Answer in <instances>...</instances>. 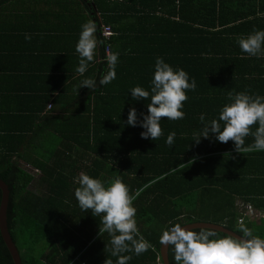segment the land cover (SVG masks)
Here are the masks:
<instances>
[{"label": "trees", "instance_id": "1", "mask_svg": "<svg viewBox=\"0 0 264 264\" xmlns=\"http://www.w3.org/2000/svg\"><path fill=\"white\" fill-rule=\"evenodd\" d=\"M83 2L92 7L100 54L84 76L76 70L71 75H80L77 82L96 79V89L84 88L68 99L69 107H61L67 116H35L29 133L0 135V179L10 189L8 227L22 263L104 264L110 258L115 264L110 237L99 236L100 217L82 211L74 195L81 172L106 184L118 177L130 194L139 192L133 202L137 227L153 247L139 256L124 253L132 256L127 264H165L159 238L176 223H212L242 236L237 200L264 209V151L238 153L234 142L221 143L215 134L197 144L194 133L203 126L201 114L204 123L218 119L231 103L229 92L264 96V57H249L237 42L254 29L264 30V0ZM103 27L112 30L111 39L101 33ZM109 53H119L116 78L100 86ZM157 57L185 70L197 87L186 91L185 117L162 119L163 134L152 140L141 137L145 129L139 123L126 122L130 108L137 110L138 121L148 114L150 101L133 100L130 90L150 91ZM253 139L246 137L245 146ZM36 181L44 194L31 190ZM1 201L0 190V206ZM244 224L264 239V220ZM216 232L210 239L228 236ZM169 261L176 264L171 246ZM0 264H14L1 231Z\"/></svg>", "mask_w": 264, "mask_h": 264}, {"label": "clouds", "instance_id": "2", "mask_svg": "<svg viewBox=\"0 0 264 264\" xmlns=\"http://www.w3.org/2000/svg\"><path fill=\"white\" fill-rule=\"evenodd\" d=\"M96 31V24L92 20L81 26L76 44L79 55L76 71L81 76L87 72L89 63L94 61L98 44ZM31 38V34L25 33L26 40L30 41ZM237 42L241 51L249 57H264V30L254 29L246 37L238 38ZM118 57L119 53L106 56L108 70L100 78V86H106L116 78ZM96 87V79L84 78L80 80L77 91L81 88L94 91ZM196 87L195 79L189 82L185 70H174L163 58L157 57L150 91L140 86L130 90L133 100L150 101L147 104L148 114L143 115L142 121H138L137 110L130 108L126 123L133 127L139 123L145 129L141 132L144 139H159L163 134L160 121L164 118L171 121L183 119L185 113L181 109L188 100L186 91H194ZM227 98L231 103L222 107L218 119L204 123L205 116L200 115L203 126L199 132L194 133V141L198 144L201 137L207 139L215 134V139L221 143L234 142L238 153L264 151V96L249 95L244 91L229 92ZM257 124L258 127L252 131V127ZM175 135V132L168 135L166 143L169 146L174 144ZM249 135L254 138L253 143L245 146V138ZM78 184L74 192L78 205L82 211L91 210L93 216L100 217L99 236L107 233L110 237L108 250L112 257L117 258L115 264H127L132 259L131 255L124 253L139 256L153 247L137 227L133 202L139 192L130 194L128 187L118 177L106 184L83 172L79 174ZM237 230L242 236L210 239L217 236L215 230L202 229L196 232L176 223L163 231L159 242L162 246H171L176 264H264V239L253 235V231L243 221L238 222ZM104 264L114 262L107 258Z\"/></svg>", "mask_w": 264, "mask_h": 264}, {"label": "crops", "instance_id": "3", "mask_svg": "<svg viewBox=\"0 0 264 264\" xmlns=\"http://www.w3.org/2000/svg\"><path fill=\"white\" fill-rule=\"evenodd\" d=\"M91 8L83 0H5L0 4V135L29 133L35 116H67L61 107H69L67 100L84 90L77 91L80 75L71 74L79 62L76 44L81 26L88 20L96 24ZM25 33L31 34L30 41ZM95 35V56H99L98 29ZM49 105L54 106L50 112ZM247 204L255 215L246 221L261 224L264 209L253 201L237 200L240 211H246Z\"/></svg>", "mask_w": 264, "mask_h": 264}, {"label": "water", "instance_id": "4", "mask_svg": "<svg viewBox=\"0 0 264 264\" xmlns=\"http://www.w3.org/2000/svg\"><path fill=\"white\" fill-rule=\"evenodd\" d=\"M0 190L2 191V201L0 206V231L1 235L4 239V242L13 258L14 264H23L22 259L20 256V253L18 251V248L16 244L14 243L12 236L9 232L8 227V208H9V202H10V189L9 186L0 179ZM183 227H186L190 230L195 229H212L221 233H224L228 236L232 237H240L241 235L237 234L234 231H231L227 229L224 226L212 224V223H194V224H188ZM170 247V246H169ZM169 247L167 246H161V254L162 258L164 260L165 264H170L169 261Z\"/></svg>", "mask_w": 264, "mask_h": 264}, {"label": "built area", "instance_id": "5", "mask_svg": "<svg viewBox=\"0 0 264 264\" xmlns=\"http://www.w3.org/2000/svg\"><path fill=\"white\" fill-rule=\"evenodd\" d=\"M102 33H103L104 37H106V38H111V36L113 35V32L109 27H103ZM52 107H53L52 105H49L47 108L48 111H50L52 109ZM245 209H246V211H244V213H243L242 217L239 219V221L244 222L246 217H252L255 215V210L250 204H247Z\"/></svg>", "mask_w": 264, "mask_h": 264}, {"label": "rangeland", "instance_id": "6", "mask_svg": "<svg viewBox=\"0 0 264 264\" xmlns=\"http://www.w3.org/2000/svg\"><path fill=\"white\" fill-rule=\"evenodd\" d=\"M93 3H95L96 0H91ZM110 2L112 3H115V2H118L119 0H109ZM31 190L32 191H35L37 193H40V194H44L45 191H44V188H41L39 182H35L33 183V186H31Z\"/></svg>", "mask_w": 264, "mask_h": 264}]
</instances>
